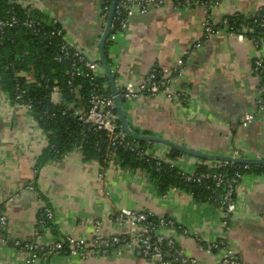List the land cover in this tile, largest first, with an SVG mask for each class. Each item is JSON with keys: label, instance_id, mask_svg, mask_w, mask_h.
I'll return each instance as SVG.
<instances>
[{"label": "crops", "instance_id": "0c3cea01", "mask_svg": "<svg viewBox=\"0 0 264 264\" xmlns=\"http://www.w3.org/2000/svg\"><path fill=\"white\" fill-rule=\"evenodd\" d=\"M27 1L16 0L23 10L60 24L71 48L98 62L101 77L106 76L99 61V42L106 25L103 5L107 0H30L31 10L25 9ZM161 2L147 15L133 17L115 42L107 39L106 60L117 89L128 82L140 83L154 70L171 74L178 60H183L186 70L181 76L173 75V90L183 92L185 99L182 104L165 95L123 101L130 130L138 137L169 144L144 142L151 156L165 158L174 145L194 153L176 150L181 155L173 164L186 174L219 162L208 156L229 158L237 153L239 158L264 160L263 97L252 67L257 58L264 60V48L257 49L250 39L225 30L205 31L207 23L217 26L228 15L257 14L264 9V0H221L213 9L180 7L176 0ZM104 87L110 88L109 81ZM248 115L256 117L244 125ZM47 145L48 137L32 112L12 103L0 89V206L8 217L5 237L0 236V264H27V253L13 242L33 240L36 230L40 236L35 240L46 246L66 237L89 239L95 235L97 222L103 236L131 235L136 231L113 220L122 211L171 221L160 233L172 238L180 255L194 264H222V252L203 247L221 239L229 243L241 264H264V173L243 177L226 227L222 211L214 204L199 202L181 189L162 195L146 170L124 169L116 160L101 177V164L85 161L76 149L36 171ZM46 209L53 212V227L38 226ZM166 259L175 263L172 254ZM34 264H160V260L145 259L128 246L109 256L83 259L59 254Z\"/></svg>", "mask_w": 264, "mask_h": 264}, {"label": "built area", "instance_id": "2783aa9c", "mask_svg": "<svg viewBox=\"0 0 264 264\" xmlns=\"http://www.w3.org/2000/svg\"><path fill=\"white\" fill-rule=\"evenodd\" d=\"M180 7L203 6L207 9H213L221 3V0H176ZM162 5L161 0H121L120 5L116 6L114 18L111 24V34L108 41L113 43L117 36L128 30L130 20L136 15H147L152 10L159 8ZM25 9L31 10L34 4L31 1L25 3ZM31 11H28L29 13ZM109 12V9H108ZM108 16V15H107ZM105 23L107 18L104 17ZM224 26H227L228 20L222 21ZM20 25L27 28H33L34 22L29 16L21 24L19 19L12 17L11 19H0V31L7 29H14ZM214 25L210 22L206 24L205 31L207 34H213L216 31ZM62 30L52 32L51 37L62 36V44L60 51L56 57L58 63H67L69 69L67 70V85L71 92H75L74 83L79 79H87L92 84L91 94L88 98V105L86 109L73 110V116L78 120L80 125L87 130L88 133L104 135L108 143V165H114L115 152L117 148L126 146V138L128 137L124 131L121 130L118 114L116 112L114 99L112 95H107L105 91L97 86L98 79L101 78V66L98 62L91 61L85 53L71 48L68 44L65 35H62ZM235 35L233 33H229ZM240 39L245 38L243 35H237ZM255 48L259 49L257 39H251ZM197 47H200L198 45ZM253 72L260 79L259 92L264 97V60L257 58L253 64ZM183 60H178L177 67L173 69L171 74L160 73L156 70L152 71L140 83L128 82L124 88H118L119 95L123 101H131L144 96L158 97L165 95L170 101L177 104H182L185 99L183 92H175L173 90L174 78L173 75H179L185 71ZM28 78L30 74H27ZM43 79H45L43 77ZM53 102L62 99L59 88L53 89ZM264 105V102H263ZM74 106V105H73ZM64 111V114L73 109ZM28 110L30 106H26ZM264 110V109H263ZM256 116L248 115L244 119V125L255 119ZM133 150V149H132ZM147 155V154H146ZM145 154L140 153L139 156L145 159ZM231 158H239L238 154H233ZM100 163V162H99ZM219 164V165H218ZM210 168H220L227 162H219ZM102 167V166H101ZM108 167V168H109ZM250 167L245 165V168ZM107 169L101 168V177L106 175ZM184 173V172H183ZM186 174V173H184ZM188 181L198 183L204 186L207 190L211 188L208 181H214L216 188H223V194L220 198L215 200L217 207L222 211L223 224L229 226L231 215L234 213L236 206V193L239 184L243 180L242 175L236 172L231 178H226L224 174H216L203 172L200 174H186ZM32 190L33 187L29 186ZM17 197L11 196L7 202L12 203ZM114 222L119 226L131 227L136 232L131 235H114L110 237L103 236L100 231V223H96L95 235L89 239L66 237L58 239L50 245H42L35 239L40 236V232L36 230L34 239L30 241L16 240L13 242L15 248L22 252H26L27 264H34L37 260L46 259L52 255L65 254L69 256H79L87 258L89 256H109L116 250L128 246L134 247L145 259H159L160 264H169L167 261L168 255H173L175 259L174 264H194L195 262L180 255L176 247V242L172 238H168L160 233L162 228L172 225V222L164 219H156L153 214L137 211H122L114 215ZM53 221V212L50 209L45 210L44 218L38 221L39 227L47 226V223ZM8 226V217L6 211L0 207V236L5 237L4 232ZM209 251L222 252V264H241L229 243L225 239L218 240L210 245H203Z\"/></svg>", "mask_w": 264, "mask_h": 264}, {"label": "trees", "instance_id": "16d2710c", "mask_svg": "<svg viewBox=\"0 0 264 264\" xmlns=\"http://www.w3.org/2000/svg\"><path fill=\"white\" fill-rule=\"evenodd\" d=\"M110 1L107 0L103 5L105 18H108ZM120 2L121 0H117V5H120ZM27 16L34 22L33 28L20 25L14 29L0 31V89L12 103L30 106L35 120L48 137V145L35 170L38 171L49 160H59L76 149L82 152L85 161H98L103 169H108L110 150L104 135L88 133L73 116V110L87 108L93 86L89 80L81 78L74 83L75 92H71L68 87L66 73L69 66L67 63L56 61L62 36L51 37L52 32L59 30L65 35L62 26L56 22H47L36 11L27 13L16 0H0V19L16 17L22 24ZM224 19L228 20L227 26L222 23ZM213 27L216 31L225 30L250 40L257 39L259 48H264V9L253 16L240 13L225 16ZM27 74L32 75L31 80ZM107 82L106 76H103L96 84L107 95H111L110 88L104 87ZM54 88H59L62 95V99L56 103L52 99ZM262 100L263 103L264 97ZM70 106H73V109L64 114ZM147 147L146 143L127 137L126 146L114 150L115 160L124 169L146 170L162 195L173 189H181L190 192L199 202L217 206L215 200L221 197L223 188H216L214 181L207 182L211 186L208 190L198 183L188 181L186 174L173 164L181 155L178 151L171 150L165 158H157L148 154ZM140 153L147 154L144 160H141ZM203 172L224 174L226 178H231L239 172L244 177L252 172L264 173V167L245 168V165L230 163L220 168L201 167L197 174ZM47 225L53 227V221Z\"/></svg>", "mask_w": 264, "mask_h": 264}, {"label": "water", "instance_id": "95a60500", "mask_svg": "<svg viewBox=\"0 0 264 264\" xmlns=\"http://www.w3.org/2000/svg\"><path fill=\"white\" fill-rule=\"evenodd\" d=\"M116 0H112V5L110 7V11L108 14V18L106 21V25H105V29L103 32V35L101 37V41L99 42V50H100V63L103 66V70L104 73L109 81V85H110V89H111V95L114 99V104H115V108L118 114V120L121 124V130L124 131L125 134H127L129 137L133 138L136 141H142V142H146V141H150V142H160L166 145L167 142L165 141H161L159 139H155V138H146V137H138L136 136L129 128L126 118L123 114V108H122V104H123V100L121 99L118 89H117V85H116V81H115V76L112 73V70L110 68V66L107 63L106 60V44H107V39L111 34V24L114 18V14H115V10H116ZM171 145V144H170ZM175 150L178 151H182L184 153H189V154H194L192 152H189L187 150H184L182 148H179L178 146H172ZM207 159H214L216 161L219 162H227V163H231V164H240V165H249V166H253V165H260V166H264V160H249V159H244V158H226V157H219V156H208Z\"/></svg>", "mask_w": 264, "mask_h": 264}, {"label": "rangeland", "instance_id": "374dc122", "mask_svg": "<svg viewBox=\"0 0 264 264\" xmlns=\"http://www.w3.org/2000/svg\"><path fill=\"white\" fill-rule=\"evenodd\" d=\"M91 61H93V60H91Z\"/></svg>", "mask_w": 264, "mask_h": 264}]
</instances>
